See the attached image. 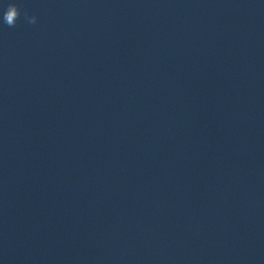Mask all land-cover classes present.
<instances>
[{"label":"water","instance_id":"obj_1","mask_svg":"<svg viewBox=\"0 0 264 264\" xmlns=\"http://www.w3.org/2000/svg\"><path fill=\"white\" fill-rule=\"evenodd\" d=\"M0 264H264V0H0Z\"/></svg>","mask_w":264,"mask_h":264},{"label":"clouds","instance_id":"obj_2","mask_svg":"<svg viewBox=\"0 0 264 264\" xmlns=\"http://www.w3.org/2000/svg\"><path fill=\"white\" fill-rule=\"evenodd\" d=\"M20 15H21L20 8L15 3H9L7 8L3 12L2 21L8 27H15L16 22H17L18 18L20 17ZM25 17L29 23H31V24L36 23V17L35 16L28 17L27 13H25Z\"/></svg>","mask_w":264,"mask_h":264}]
</instances>
